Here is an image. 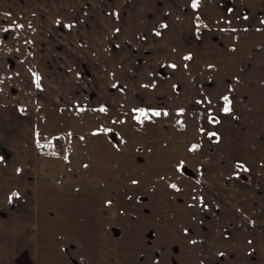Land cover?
I'll return each instance as SVG.
<instances>
[{
    "label": "rangeland",
    "instance_id": "1",
    "mask_svg": "<svg viewBox=\"0 0 264 264\" xmlns=\"http://www.w3.org/2000/svg\"><path fill=\"white\" fill-rule=\"evenodd\" d=\"M13 17L0 14V113L33 126L25 143L66 153L44 158L35 176V264H264L262 194L250 199L263 189L264 98L236 141L225 133L231 115L210 141L209 106L186 96L159 109L102 108L81 101L78 85V103L55 102L36 79L42 25ZM232 141L243 148L232 151ZM243 156L258 159L235 161Z\"/></svg>",
    "mask_w": 264,
    "mask_h": 264
},
{
    "label": "crops",
    "instance_id": "2",
    "mask_svg": "<svg viewBox=\"0 0 264 264\" xmlns=\"http://www.w3.org/2000/svg\"><path fill=\"white\" fill-rule=\"evenodd\" d=\"M233 1L238 6L246 4L254 9L264 6V0H259L255 5L254 1ZM192 3L193 0H178L176 4L169 0H0V14L4 9L12 10L19 17L11 18L10 22L23 21L30 25L31 23L42 25L37 49L38 83L43 92L50 94L52 91L58 95L57 98L54 97L55 102L65 100L72 104L76 103V89L79 83L84 82L80 78L81 69L75 62L76 59H82L81 61H84L95 75L99 98H104L109 106L117 108H138L141 104L136 99L137 93L147 97L148 104H154L157 94L179 101H182L180 99L185 95H189L188 98L192 101L193 98L200 96L198 87L209 79V74L214 75V80L218 82L226 79L235 80L232 91L225 84L213 93L211 99L205 95L202 100L203 105L211 107V101H217L224 94L230 95L231 104L238 115L233 122H229V127L225 128L228 131L225 133L228 136L231 133L233 141H236L244 134L239 127L245 120L251 121L253 125L257 123L253 120L256 116L254 106H258L260 99L264 98V50L254 49L248 52L247 49L244 51L239 49L231 55L222 53L221 50L214 62L218 66L217 72H206L204 76L203 65L200 64L203 48L197 42H192L195 62L190 63L188 69L186 67L183 69L181 65L180 70L174 71L177 79L175 77L170 81L156 83V80H153V71L145 69L131 80L132 72L136 70L128 44L142 51L152 50L157 54V58L165 54L166 58L172 57L180 61L183 53L189 48L186 39L195 29ZM84 6L87 12L79 14ZM39 14H45L46 18L41 17L43 23L37 21L36 15ZM116 14L119 15V19ZM150 14L155 15L154 19L148 18ZM23 15L26 16L24 19ZM164 15L169 18L170 23L160 36L154 37L158 40L153 45L148 37L159 20L157 16ZM85 21L86 24L83 23ZM69 22L71 28L62 32L60 28L67 27L64 24ZM254 33L252 32V38L246 43L249 49L256 47L258 43L264 45V34L260 36ZM229 38L226 37L225 41L230 42ZM60 44L69 49L58 48ZM50 59L54 60L50 62L48 61ZM47 62L53 63L54 66L46 67ZM247 62L252 63V68L240 71L239 66L246 65ZM154 83L157 85L153 86ZM178 83L182 87L181 92L171 94ZM10 113H0V264H35L38 239L35 176L46 172L44 158H59V155L36 156L33 151L34 145H30L29 140L25 143L29 134L35 135L33 126L30 129L31 125H25L24 119L19 116L15 118L13 110ZM218 115L220 117L218 122L207 118L210 141L222 136L219 127L225 115L221 112ZM252 130L247 128L244 132ZM29 131L31 133H28ZM212 137H215L214 140H211ZM233 141L229 149L235 152L236 149L243 148V145L235 146ZM64 154L66 155L65 152ZM240 159H244L240 161L241 163L248 164L249 161L258 158L243 156L237 157L235 161ZM262 186V191L258 188L253 189L250 199H257L262 194L261 202L264 208V179ZM257 191H260V194ZM22 255L24 260L19 263L18 259Z\"/></svg>",
    "mask_w": 264,
    "mask_h": 264
},
{
    "label": "flooded vegetation",
    "instance_id": "3",
    "mask_svg": "<svg viewBox=\"0 0 264 264\" xmlns=\"http://www.w3.org/2000/svg\"><path fill=\"white\" fill-rule=\"evenodd\" d=\"M171 3L176 4L178 0H169ZM248 1H254L255 3H258L259 0H248ZM108 3V1H106ZM243 2V1H242ZM193 5V3H192ZM193 7V6H192ZM255 7V6H254ZM193 19L195 23V29L193 33L186 39L187 46L189 47L185 53H183L180 61L178 59H173L172 57L166 58L165 54H161L163 57H158L157 54L152 50H139L136 48H132L131 44H128V49L130 50V54L133 55L134 58V68L136 71L132 72L131 80L136 78V74L143 72L145 69H151L153 71V80H156V83H163L164 81H170L172 79H177V76H175V72L180 70L179 67H183V69L190 66V63L195 62V55L193 52V44L192 42H197L198 45L202 46L203 51L202 60L200 61V64L203 65V71L204 76L205 73H213L217 72L218 66L214 63L215 58L219 57L220 51L222 50V53L232 54L236 53L239 49H242L244 51L245 49L248 50V52H251L252 50H264V45H261L258 43L256 47L250 48L247 47V41H249L252 38V32H255L254 35H262L264 34V6L263 8L254 9L251 7H248L246 4H243L242 6L236 5L233 0H199L198 6L193 8ZM87 12V8L84 6V9L80 11L79 14H85ZM181 11H179L180 13ZM117 16V19H119V15ZM160 16V15H159ZM158 17V21L155 23L153 28L151 29V36L148 37L149 41H152V44L157 43V38H154L155 36H160L163 30L168 27V24L170 23L169 18L164 15V17ZM163 16V15H162ZM82 17L83 16H79ZM155 15L150 14L148 15V18L154 19ZM162 18V19H161ZM161 19V20H160ZM86 24V21L83 22ZM71 27H61L60 30L62 32H66L67 29H70ZM233 35L235 37H233ZM147 37V34L145 38ZM230 37V42H226L225 38ZM236 39L235 42L232 40ZM60 49L65 50L64 47H61L62 45H58ZM84 46V44H83ZM259 47V49L257 48ZM68 54V52H66ZM185 57H191L190 59H185ZM58 62L59 59H56ZM172 65H175V67H172ZM252 63L247 62L246 65H240V71H247L251 69ZM80 67V78L84 81L83 83H79L82 87L86 90L87 98L85 101L89 106H95V107H105L109 108V104L106 102L104 98H99L100 93L98 91L97 86L95 85V75L91 73L89 68L86 66L85 63L81 62L79 64ZM247 68V69H246ZM175 71V72H174ZM215 74V73H214ZM210 77L206 81L202 82L198 89L200 96L195 97L192 99V106H201L203 107V98L205 95L208 97V99H211V96H213V93L215 91H218L217 89L223 85H228L229 90H233L235 80L232 81V79H226L225 81L218 82L214 80V75L209 74ZM216 76V75H215ZM86 81V82H85ZM239 82V81H238ZM154 83L153 86L157 85ZM181 85L178 83L175 85L173 92L171 94H178L181 92ZM84 90V91H85ZM113 92V91H112ZM136 94V93H135ZM155 94V93H154ZM187 98L189 95H185ZM225 96L228 97V100L230 103L227 104L228 107H230L231 111L225 113L223 109L226 106V101L223 99ZM137 101L141 104L136 109H143L144 107H147L148 109L157 108L159 109L160 106H156L155 104L159 101L161 105H167L166 103L173 104L174 101L172 98L164 96L163 94H157L155 96V102L154 104H148L146 102L147 97L136 94ZM186 100V98H184ZM165 100V101H164ZM76 103L80 101L79 97H77V100H75ZM94 102V103H93ZM179 102V101H176ZM75 104V103H74ZM218 111H217V110ZM208 110L210 111L211 116H209L210 121L218 122L220 120V117L218 115L219 112L222 113V115L229 116L231 115L233 120L237 117V111L233 108L231 104V98L229 94L221 95L217 101H211V107H208ZM236 112V113H235ZM24 260V256L22 255ZM20 258V257H19Z\"/></svg>",
    "mask_w": 264,
    "mask_h": 264
},
{
    "label": "built area",
    "instance_id": "4",
    "mask_svg": "<svg viewBox=\"0 0 264 264\" xmlns=\"http://www.w3.org/2000/svg\"><path fill=\"white\" fill-rule=\"evenodd\" d=\"M33 150L36 156H58L62 153V147L50 141L35 142Z\"/></svg>",
    "mask_w": 264,
    "mask_h": 264
},
{
    "label": "snow or ice",
    "instance_id": "5",
    "mask_svg": "<svg viewBox=\"0 0 264 264\" xmlns=\"http://www.w3.org/2000/svg\"><path fill=\"white\" fill-rule=\"evenodd\" d=\"M198 3H199V0H193V5H192L193 8L197 7V6H198ZM18 27H22V25H18ZM190 58H191V57H185V59H190ZM172 67H175V65H172ZM36 79L39 80V77L37 76ZM223 99L226 101V106H225V108L223 109V111H224L225 113H227V112L231 111L230 107L227 106V104L230 103V102H229L227 96H225ZM101 110H103V109H101ZM141 114L144 115L143 110H141ZM153 115L158 116V115H160V113H159V112H154ZM138 119H139V118H138ZM213 135H214V134H213ZM134 183H135V181H134ZM172 187L175 188L176 186H175V185H172Z\"/></svg>",
    "mask_w": 264,
    "mask_h": 264
},
{
    "label": "water",
    "instance_id": "6",
    "mask_svg": "<svg viewBox=\"0 0 264 264\" xmlns=\"http://www.w3.org/2000/svg\"><path fill=\"white\" fill-rule=\"evenodd\" d=\"M18 262H19V263H22V262H23V257H20V258L18 259Z\"/></svg>",
    "mask_w": 264,
    "mask_h": 264
},
{
    "label": "trees",
    "instance_id": "7",
    "mask_svg": "<svg viewBox=\"0 0 264 264\" xmlns=\"http://www.w3.org/2000/svg\"><path fill=\"white\" fill-rule=\"evenodd\" d=\"M61 147H62V149H63V146H61ZM62 153L64 154V151H63ZM62 153H61V154H62Z\"/></svg>",
    "mask_w": 264,
    "mask_h": 264
}]
</instances>
